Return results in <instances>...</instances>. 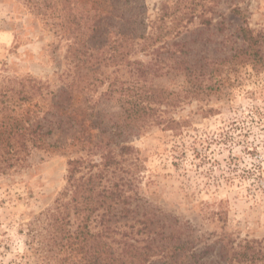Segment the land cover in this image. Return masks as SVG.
Returning <instances> with one entry per match:
<instances>
[{
  "label": "rangeland",
  "instance_id": "374dc122",
  "mask_svg": "<svg viewBox=\"0 0 264 264\" xmlns=\"http://www.w3.org/2000/svg\"><path fill=\"white\" fill-rule=\"evenodd\" d=\"M138 4L147 32L167 23L166 39L186 42L190 69L149 80L168 89L171 104L140 133L117 137L113 153L133 191L165 219L177 218L202 246L214 244L218 259L221 240L264 239V68L228 60L243 45L241 26L264 36V0H133ZM45 24L27 0H0V124L27 112L50 124L58 112L77 120L43 147L0 138V264H77L61 259L50 224L68 160H101L80 139L109 130L121 98L133 93L132 68L112 60L82 78L90 70L75 68L72 40L61 38L60 25ZM143 59L140 49L129 58ZM124 144L134 150L122 156Z\"/></svg>",
  "mask_w": 264,
  "mask_h": 264
},
{
  "label": "trees",
  "instance_id": "16d2710c",
  "mask_svg": "<svg viewBox=\"0 0 264 264\" xmlns=\"http://www.w3.org/2000/svg\"><path fill=\"white\" fill-rule=\"evenodd\" d=\"M27 2L33 11L43 15L46 26L60 25L61 38L72 40L68 50L75 68L90 70L82 78H89L91 72L99 69L97 65L110 60L116 65L131 67L134 77L133 93L121 98L120 111L112 115L110 129L102 127L94 141L80 139L83 147L91 145L89 152L100 151L101 160L81 157L68 160L67 186L56 198L50 223L53 239L64 255L61 259H75L77 264L264 263V239L245 240L239 244L221 240L222 244L216 249L219 258L214 259V244L202 246V240L177 218L165 219V213L150 206L137 190L133 191L122 173L121 161L113 153L112 144L117 137L140 133L154 123L159 108L171 104L168 89L155 87L149 80L173 70L190 69L185 58L188 54L186 42L166 39L171 27L167 23H163L157 34L152 31L153 26L147 32L149 20L144 7L140 4L133 7V0ZM53 19L61 21L56 24L51 22ZM239 30L243 45L235 48L229 62L251 63L264 68V36L247 26ZM150 40L153 41L150 43ZM156 42L161 45L149 50ZM172 46L175 47L172 55L164 56L162 49ZM138 49L143 52L144 59L129 60ZM25 93L26 99L33 95V92ZM66 93L62 90L59 98ZM58 115L51 124L28 112L20 117L8 116L7 121L0 124V138L13 147L18 144L16 138L24 147L29 142L34 147H43L56 130L62 133L77 122L67 112H58ZM132 149L134 147L124 144L120 147V155Z\"/></svg>",
  "mask_w": 264,
  "mask_h": 264
}]
</instances>
